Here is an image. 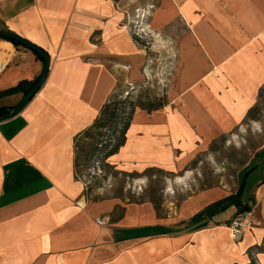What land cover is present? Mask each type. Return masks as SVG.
I'll list each match as a JSON object with an SVG mask.
<instances>
[{
    "label": "crops",
    "instance_id": "obj_1",
    "mask_svg": "<svg viewBox=\"0 0 264 264\" xmlns=\"http://www.w3.org/2000/svg\"><path fill=\"white\" fill-rule=\"evenodd\" d=\"M118 19L112 0H0V31L50 62L33 98L0 121V264H247L249 248L264 246V166L243 181L238 197L255 201L257 223L238 243L232 206L213 205L228 196L223 190H200L158 215L148 202H87L73 178L72 138L114 93V60L131 51L119 50ZM163 27L175 29L177 108L133 117L109 162L176 168L198 139L238 124L264 84V0H163ZM0 61V106L14 107L43 62L1 37ZM251 253L264 264V251Z\"/></svg>",
    "mask_w": 264,
    "mask_h": 264
},
{
    "label": "rangeland",
    "instance_id": "obj_2",
    "mask_svg": "<svg viewBox=\"0 0 264 264\" xmlns=\"http://www.w3.org/2000/svg\"><path fill=\"white\" fill-rule=\"evenodd\" d=\"M112 1L119 17L117 20L119 30L129 36L134 46L130 54L114 60L120 78L115 90L119 88L120 90L117 92L114 90L108 98L121 95L132 100L141 97V100L145 101L154 97H163L166 104L173 99L170 108L163 106L150 113L136 108L133 115L135 118L138 115L175 113L180 63L177 57L175 29L163 27V0ZM252 107L254 108L250 118L246 113L238 124L226 132L210 138L198 139L192 156L184 154L182 159L178 160L179 165L176 168L155 166L142 169L136 166L130 168L131 163L127 165L122 163V156L114 158L112 162L108 161L113 165L112 167L105 166V162L88 164L89 167L81 168L80 176L88 186L92 187L89 193L92 199L89 200L84 195L83 181L75 179L74 175L73 178L82 183L83 196L87 202L109 199L121 200L123 204L148 202L152 204L158 215H163L165 205L176 208L183 198L203 189L216 188L225 191L228 196L235 195L241 185L243 173L252 166L256 168L264 166V84L258 89L255 101L247 112ZM179 177L183 179L182 182L178 181ZM253 178H256V174ZM94 197L99 199L93 200ZM243 201L239 203L238 208L242 210L247 204L249 210L240 213L235 211L232 201L218 204L227 203L232 206L229 229L234 217L242 213L249 215V228L237 241L231 236L233 243L240 242L245 233L257 223L255 201L249 203ZM153 202L156 204V209ZM123 211L124 208L117 204L113 209V215L116 218L121 217ZM99 224L104 223L99 222ZM262 243L257 245V248L254 246L249 248L250 251H264ZM250 251L248 252L250 260L247 264H256Z\"/></svg>",
    "mask_w": 264,
    "mask_h": 264
},
{
    "label": "trees",
    "instance_id": "obj_3",
    "mask_svg": "<svg viewBox=\"0 0 264 264\" xmlns=\"http://www.w3.org/2000/svg\"><path fill=\"white\" fill-rule=\"evenodd\" d=\"M7 33L12 34L13 36L19 38L21 41L28 42L27 40L21 38L20 36L5 31ZM16 46H24L21 41H15L9 38L1 37ZM30 43V42H28ZM32 44V43H31ZM27 48V47H26ZM33 52V51H32ZM37 59L44 63V58L40 55L33 52ZM39 78L31 83V87L26 91L25 96L29 93V91L36 85ZM21 81L15 87L7 89L5 92L11 93L16 91L20 85ZM127 96V95H126ZM141 97L137 99H130L129 97H122L121 95H116L114 97L108 98L100 107L96 117L93 119L92 123L88 125L86 128L80 130L73 136L72 148H73V175L75 179H81L80 171L81 168L85 169L89 166L88 164L98 162H105V166L112 167L108 162V159L117 154L121 147H123L127 140V131L131 125V121L133 119V115L135 113L136 108L141 110H145L150 113L152 111H156L163 106L166 105V100L163 97H154L152 99H146L145 101L141 100ZM14 107L9 106H0V121L6 119L7 115L11 112ZM252 107L247 112V117L250 118V113L253 110ZM252 116V115H251ZM256 166H252L247 169L243 173V179L241 185L238 187L235 195H230L224 200L220 202H216L214 205H218L224 201H232L233 206L236 212H244L248 211V206L244 205L243 209L240 210L238 207L239 203H241L238 198L240 194V190L243 184L244 179L248 176L253 170H255ZM83 181V180H82ZM84 195L86 199L90 198V191L92 187L88 186L86 182H84ZM98 197H94L93 200H98ZM154 207L156 209V204L153 202Z\"/></svg>",
    "mask_w": 264,
    "mask_h": 264
},
{
    "label": "water",
    "instance_id": "obj_4",
    "mask_svg": "<svg viewBox=\"0 0 264 264\" xmlns=\"http://www.w3.org/2000/svg\"><path fill=\"white\" fill-rule=\"evenodd\" d=\"M0 37H4V38H9L15 41H21L19 38L13 36L10 33H7L5 31H0ZM24 46H26L28 49H30L31 51L35 52L36 54L40 55L41 57L44 58V64L41 70V73L39 75V79L36 83V85L29 91V93L16 105L14 106V108L11 110V112L7 115V118H11L13 116H15L16 114H18L21 109L33 98V96L37 93V91L39 90V88L42 86V84L44 83L47 74H48V70H49V56L48 54L42 50L41 48L25 42V41H21Z\"/></svg>",
    "mask_w": 264,
    "mask_h": 264
},
{
    "label": "built area",
    "instance_id": "obj_5",
    "mask_svg": "<svg viewBox=\"0 0 264 264\" xmlns=\"http://www.w3.org/2000/svg\"><path fill=\"white\" fill-rule=\"evenodd\" d=\"M6 64L0 61V74L5 70ZM247 214V215H245ZM249 215L242 213L234 217L230 222L231 236L234 240H239L243 233L249 228Z\"/></svg>",
    "mask_w": 264,
    "mask_h": 264
},
{
    "label": "bare ground",
    "instance_id": "obj_6",
    "mask_svg": "<svg viewBox=\"0 0 264 264\" xmlns=\"http://www.w3.org/2000/svg\"><path fill=\"white\" fill-rule=\"evenodd\" d=\"M118 42L120 51H124V48L125 50H128L129 48L131 49L134 46L129 36L125 32L120 34V36L118 37ZM111 46L114 48V45L112 43ZM178 181L182 182L183 179L179 177Z\"/></svg>",
    "mask_w": 264,
    "mask_h": 264
}]
</instances>
